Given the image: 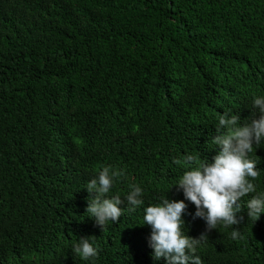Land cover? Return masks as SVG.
<instances>
[{"label": "trees", "instance_id": "16d2710c", "mask_svg": "<svg viewBox=\"0 0 264 264\" xmlns=\"http://www.w3.org/2000/svg\"><path fill=\"white\" fill-rule=\"evenodd\" d=\"M255 96L264 0H0V264H165L143 207L184 199L186 155L211 161L220 116L250 121ZM250 155L264 192V144ZM105 166L122 173L110 195L138 185L145 204L102 230L86 184ZM237 215L239 238L208 231L202 264H264V213ZM80 237L97 258L72 251Z\"/></svg>", "mask_w": 264, "mask_h": 264}, {"label": "clouds", "instance_id": "9594fccd", "mask_svg": "<svg viewBox=\"0 0 264 264\" xmlns=\"http://www.w3.org/2000/svg\"><path fill=\"white\" fill-rule=\"evenodd\" d=\"M252 107L257 111L248 122L241 123L238 115L220 116L216 135L211 138V144L218 151L211 161L205 159L197 164L193 155H186V168L171 185L182 191L184 199L164 196L157 203L144 206V190L138 185L132 186L123 197L110 195L122 173L105 166L86 184L89 193H95L86 213L103 230L109 222H119L124 214L121 205H129V210L144 206L142 224L151 227L148 243L153 249L154 260L163 258L165 264H202L196 253L208 231L218 229V226L231 228L232 238L237 239L240 232L233 226L242 221L237 215L242 207L254 220L264 213V192H257V185L253 183L261 175L257 167L259 161L250 155L264 144V96H255ZM251 193L256 195L242 205V199ZM187 202L195 206L194 213L188 211ZM186 215H191L193 221L203 220L206 232L199 237L188 235ZM72 251L85 261L99 256V248L90 237H80L72 245Z\"/></svg>", "mask_w": 264, "mask_h": 264}]
</instances>
